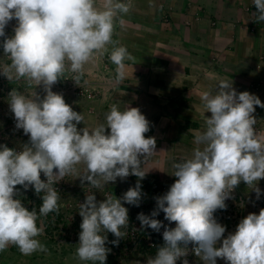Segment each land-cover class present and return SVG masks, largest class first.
Instances as JSON below:
<instances>
[{
    "label": "clouds",
    "instance_id": "9594fccd",
    "mask_svg": "<svg viewBox=\"0 0 264 264\" xmlns=\"http://www.w3.org/2000/svg\"><path fill=\"white\" fill-rule=\"evenodd\" d=\"M252 3L258 10L252 18L264 22V0ZM130 4L131 0H0V48L10 60L0 63V75L9 81L27 77L29 83L43 84L46 93L26 95L14 88L9 93L15 128L29 136V143L22 149L0 144V252L9 245L26 255L46 251L37 239L44 231L38 222L49 213H59L61 196L55 186L67 176L98 190L118 178L138 177L136 185L119 198L109 194L98 201L93 191L79 203L82 223L76 255L81 261L106 264L111 252L106 247L108 233L117 238L111 241L116 246L127 235L125 204L140 206L141 181L149 173L145 161L157 154L156 138L145 136L150 121L139 108L121 110L113 104L105 123L78 128L83 113L73 110L52 86L66 69L79 84L84 65L114 43L115 25L118 21L123 26L121 14L129 11ZM13 20L17 23L9 36L6 28ZM109 58L117 66L120 83L125 78V60L134 57L119 46ZM200 98L211 116H205L203 130L196 131V147L190 157L172 165L177 179L165 194L155 197L156 208L137 215L142 229L157 233L164 229V244L147 258V264L181 260L189 264V245L202 264H217V258L226 264H264V208L259 214H248L226 238V226L215 216L217 210L227 209L226 201L241 182L252 186L257 199L264 194L258 187L264 179V129L254 127L256 107L264 108V102L249 91L238 92L228 79H220L215 92L202 91ZM18 185L25 191L34 189L41 198L38 211L28 210L14 198L19 195ZM161 212L175 227L156 218Z\"/></svg>",
    "mask_w": 264,
    "mask_h": 264
},
{
    "label": "crops",
    "instance_id": "0c3cea01",
    "mask_svg": "<svg viewBox=\"0 0 264 264\" xmlns=\"http://www.w3.org/2000/svg\"><path fill=\"white\" fill-rule=\"evenodd\" d=\"M257 11L252 0H131L129 11L121 14L123 26L118 21L115 25L114 43L107 46L102 56L83 67V79L92 90L99 91L95 99H80L66 90L62 78L70 71L67 69L52 90L63 94L73 110L83 113L84 121L78 128H94L105 123L113 104L121 110L127 106L141 110L150 121V131L145 136L156 138L157 154L146 159L144 170L149 173L141 181L142 191L149 198L152 184L171 182L172 165L190 157L196 147V131L203 130L204 117L211 116L202 108V91L215 92L219 80L228 79L238 92L256 95L253 85L263 78L264 69V22L257 23L252 18ZM119 46H125L134 59L125 60V78L117 83V66L109 57L112 49ZM209 72L214 76H207ZM13 88L26 95L36 91L43 97L46 93L43 84L29 83L27 77L0 84V132L16 136L18 141L13 140V144L19 148L25 145L23 142L29 143V136L15 128L14 114L8 104ZM255 116L258 123L254 127L264 129L263 110L257 107ZM137 180L138 177L130 175L109 184L115 192L124 194ZM258 187L264 193V179L258 182ZM235 189L243 206L235 212L228 208L215 213L218 222L226 226L224 238L234 233L248 214H259L264 208V194L257 199L252 186L241 182ZM221 243L222 240L217 246ZM68 253L71 254L37 259L18 257L13 261L14 264H93L74 256V248ZM192 254L190 264H202ZM217 264L226 262L217 258Z\"/></svg>",
    "mask_w": 264,
    "mask_h": 264
},
{
    "label": "rangeland",
    "instance_id": "374dc122",
    "mask_svg": "<svg viewBox=\"0 0 264 264\" xmlns=\"http://www.w3.org/2000/svg\"><path fill=\"white\" fill-rule=\"evenodd\" d=\"M16 21L13 20L9 23V25L6 28V34L7 35H13L14 34V27L16 26ZM3 38H0V41H2ZM0 63H10V60L5 57L3 49L0 48ZM17 79L12 80V82L16 81ZM12 83L10 82L6 77L0 75V84L4 83ZM6 130V129H5ZM5 131H1L0 135H5L7 137V134H4ZM13 140L15 142L18 141L16 136L10 137V140L7 137V142L9 143V148H17L14 147L15 144H13ZM27 144L28 142H23ZM23 146H19V149H22ZM88 183L85 181L83 184L79 179H76V177H71L70 181L68 182V187L63 190V192L60 194L61 200L60 204L66 205L69 202L74 203L79 199V196L81 195V189L84 185ZM107 187H112L111 184H107ZM20 192L19 195L14 197L17 199H21L24 206L28 208V210L33 209V201L30 200V195H36L34 189H30L25 191L22 186H16ZM112 192L115 193V190L112 189ZM123 193H120L117 195V197H121ZM97 200H103L102 194L97 193L96 194ZM146 195H143L142 201H144ZM142 201L140 203L139 207L133 206V205H127L125 204V207L129 208V213H135L139 214L142 211H144L143 208H140L142 206ZM39 206L37 203H35L34 208L39 210ZM59 210V213L54 212V219L51 220L50 216L52 213H49L47 217H41L40 222H42V226L44 228L43 233L37 237V239L40 240V242L45 246L46 251H35L31 254H23L19 248L15 245H9L4 251L0 252V264H14V259L18 257H31L33 259L37 258H45L50 255L53 256H64L68 253V250L70 248L76 249L79 244V238L76 237L72 239V236H78V231H81L80 224L82 223V217L79 214L77 210H69L68 208L63 207ZM162 246V245H160ZM158 249L154 251H148V250H135L134 252H131L129 255L125 256V258L122 259L120 264H124V261H129L127 264H147V258L152 256L154 257L156 255ZM74 256H77L76 253ZM73 256V257H74ZM5 258L6 261L2 262V258ZM92 262V261H90ZM136 262V263H135ZM106 264H113V261H107ZM181 264V263H177Z\"/></svg>",
    "mask_w": 264,
    "mask_h": 264
},
{
    "label": "built area",
    "instance_id": "2783aa9c",
    "mask_svg": "<svg viewBox=\"0 0 264 264\" xmlns=\"http://www.w3.org/2000/svg\"><path fill=\"white\" fill-rule=\"evenodd\" d=\"M73 75L74 74L71 71H69L62 78V82L65 85L66 90L70 91L72 94H74L76 97L80 99L93 101L96 95L99 93V91L92 90L90 86L88 85V83L83 79V75L81 76L80 82L77 85L76 82L72 80ZM253 90L255 91L256 95L259 96L261 101L264 102V69H263V78L259 82L253 85ZM257 107H256V112L254 113V115L257 114ZM260 109H262L264 113V108H260ZM256 129L259 130L260 128L257 127ZM0 144H7V137L5 135H0ZM41 178L46 179L43 176V173L41 174ZM69 179H70V176H67L65 177L64 180L60 181L55 186L59 194H61L63 190L68 187V182L70 181ZM176 179L177 177H174L172 181L169 183L158 182V181L154 182L150 189L151 195L149 196V198L145 197L144 201H142V206L140 208H143L145 211V212L143 211L142 212L145 214H150L156 208L155 197L165 194L169 190L170 186L175 182ZM89 187H90V184L88 182L81 189V195L79 196V199L75 201L74 203L72 202L67 203L65 205L66 208L72 211L74 210L78 211L79 203H83L85 201L87 192L94 191L95 194L101 193L102 199H105L106 198L105 196L109 194L115 195L116 197L118 194H120L118 191L113 193L111 187H107V186H105V188L100 189V190L90 189ZM232 197H233L232 199H229L226 201V204H227V209L229 208L231 209V212H235V210H237L240 207L242 201L236 189H234L232 193ZM35 203L31 204L33 205V208L35 206ZM65 206L62 205L61 208ZM54 215H55L54 213L51 214L50 216L51 220L54 219ZM156 218L162 220L166 226L175 227V222H172L171 224H169V222L164 219L163 212H161L160 215ZM126 231H127V235L124 238L120 239L118 246L111 244V241L117 238L114 236V234L110 232L108 233L109 242L106 244V247L111 248V252L109 253L107 257V261H113V264H120L122 259L125 258V256L129 255L131 252H134L135 250L144 249L148 251H154L158 249L160 245L164 244L163 237H162V233L164 229L162 228L159 233L155 232L154 230L150 228L142 229L140 221L137 219V214L135 213H131V214L129 213V224H128V228L126 229ZM79 233L80 232L78 231V234ZM76 237L79 238V235L72 236V239ZM191 249H192V245H189V254L186 257L189 260V264L191 263L190 259L193 255L192 254L193 251ZM177 263L182 264V260L178 261Z\"/></svg>",
    "mask_w": 264,
    "mask_h": 264
},
{
    "label": "trees",
    "instance_id": "16d2710c",
    "mask_svg": "<svg viewBox=\"0 0 264 264\" xmlns=\"http://www.w3.org/2000/svg\"><path fill=\"white\" fill-rule=\"evenodd\" d=\"M30 200L36 202L38 205L42 204L41 198L37 195H30Z\"/></svg>",
    "mask_w": 264,
    "mask_h": 264
}]
</instances>
